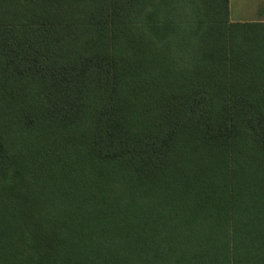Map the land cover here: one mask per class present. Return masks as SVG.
I'll return each instance as SVG.
<instances>
[{
  "label": "trees",
  "instance_id": "trees-1",
  "mask_svg": "<svg viewBox=\"0 0 264 264\" xmlns=\"http://www.w3.org/2000/svg\"><path fill=\"white\" fill-rule=\"evenodd\" d=\"M0 264H264V22L0 0Z\"/></svg>",
  "mask_w": 264,
  "mask_h": 264
},
{
  "label": "crops",
  "instance_id": "crops-1",
  "mask_svg": "<svg viewBox=\"0 0 264 264\" xmlns=\"http://www.w3.org/2000/svg\"><path fill=\"white\" fill-rule=\"evenodd\" d=\"M251 6H247L246 2H243V0H229V10H230V17H231V11L232 9L234 12L236 11L235 15L238 17V20L235 22H252L251 21H245V17L247 16L248 12H258L261 15H264V0H251ZM247 12V13H246ZM231 21H233L231 19ZM234 22V21H233ZM254 22H264V20H256Z\"/></svg>",
  "mask_w": 264,
  "mask_h": 264
},
{
  "label": "rangeland",
  "instance_id": "rangeland-1",
  "mask_svg": "<svg viewBox=\"0 0 264 264\" xmlns=\"http://www.w3.org/2000/svg\"><path fill=\"white\" fill-rule=\"evenodd\" d=\"M243 2H246L247 3V6H251L252 4H251V0H243ZM235 13H236V11L234 12V10L232 9V11H231V17H230V20L232 19L233 21H236V20H238V17L235 15ZM247 13V12H246ZM260 14L258 13V12H248L247 13V16L245 17V21H251V20H254V21H256V20H260V19H262V20H264V15H261V16H259ZM254 21H252V22H254Z\"/></svg>",
  "mask_w": 264,
  "mask_h": 264
}]
</instances>
